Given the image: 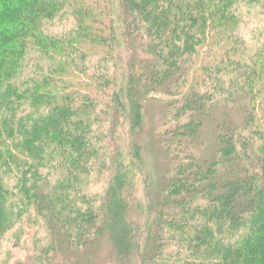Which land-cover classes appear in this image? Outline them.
<instances>
[{
  "label": "trees",
  "instance_id": "1",
  "mask_svg": "<svg viewBox=\"0 0 264 264\" xmlns=\"http://www.w3.org/2000/svg\"><path fill=\"white\" fill-rule=\"evenodd\" d=\"M244 4L264 9L0 0V250L32 227L34 262L106 237L123 264H264V25L245 37ZM158 99L154 194L143 130Z\"/></svg>",
  "mask_w": 264,
  "mask_h": 264
},
{
  "label": "rangeland",
  "instance_id": "2",
  "mask_svg": "<svg viewBox=\"0 0 264 264\" xmlns=\"http://www.w3.org/2000/svg\"><path fill=\"white\" fill-rule=\"evenodd\" d=\"M243 13V33L246 38L251 37L252 33L259 34L261 28L264 25V9L259 7L255 9L249 8L248 5H242ZM127 52L131 53L127 47L121 46L119 63H125ZM159 100V101H158ZM157 101H149L145 108V127L143 130L145 140V153H146V164L145 170L150 175V192L156 193L158 186L156 182L165 174L166 165L162 159L160 152V145L157 141V137H151L154 135L157 127L163 122L161 119L164 115L163 107L168 102L167 99ZM164 119V118H163ZM203 138L207 141V144L212 141L211 131L208 129L204 132ZM203 148H199L197 153L201 154ZM138 180L135 184L136 195L140 201L147 200V188L146 183L147 177L139 174ZM149 191V189H148ZM143 219L141 224H143ZM33 228L27 227L25 232L22 234L20 241H11L6 243L5 247L0 250V264H48L46 261V254L49 257L55 256L54 261L51 264H123V261L119 259V252L112 243L106 239V237L96 241L95 243L84 247L79 246L77 248H70L64 241L60 245H56L55 249H50L47 253H38L39 259L36 262L30 257L33 253V245L31 244L30 238ZM13 233V232H12ZM14 234V233H13ZM19 237V236H18ZM7 250V251H6ZM125 264H141L140 259L125 260Z\"/></svg>",
  "mask_w": 264,
  "mask_h": 264
}]
</instances>
